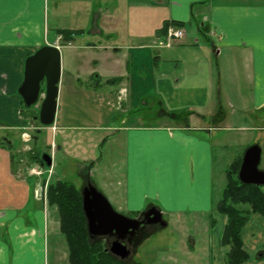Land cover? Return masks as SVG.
<instances>
[{"label":"crops","instance_id":"obj_1","mask_svg":"<svg viewBox=\"0 0 264 264\" xmlns=\"http://www.w3.org/2000/svg\"><path fill=\"white\" fill-rule=\"evenodd\" d=\"M64 2L66 15L55 13L50 26L48 0H0V132L26 122L18 91L25 58L40 46H57L61 74L56 113L53 124L42 129L112 131L102 139L104 144L119 143L122 157L110 159L107 166L95 164L102 168L111 203L127 215L147 206L157 207L163 218L165 213L203 214L208 239L198 248L193 236L180 240L172 264H225L228 246L221 235L227 217L213 207L212 131L222 127L204 122L215 116L214 110L221 116L217 104L213 110L209 105L229 91L236 93L237 102L244 100L243 84L251 109L264 110V0ZM172 21L182 22L185 37L163 46L164 25ZM188 27L194 32L192 42ZM49 30H54L55 41L49 40ZM102 84L109 87L99 89ZM134 101L144 106L155 102L152 109L160 118L171 119L185 109L202 122L191 124L186 116L181 121L173 117V124L117 123L118 112L129 113ZM1 141L0 264H70L57 208L48 204L47 196H36L28 179L15 175L11 151ZM239 157L227 164L224 177ZM91 168L85 166V178L98 187L90 178ZM240 238L248 254L240 264H264L263 253L256 256L264 250L260 213L249 215Z\"/></svg>","mask_w":264,"mask_h":264},{"label":"rangeland","instance_id":"obj_2","mask_svg":"<svg viewBox=\"0 0 264 264\" xmlns=\"http://www.w3.org/2000/svg\"><path fill=\"white\" fill-rule=\"evenodd\" d=\"M65 0H48V16L50 26L53 24L55 13L65 16L66 2ZM60 9L61 12H53ZM61 16L57 17L60 19ZM188 30V41L192 42L194 32ZM54 30H49V40L55 41ZM62 41L57 40V43ZM65 50V49H64ZM44 87V84H43ZM109 85L102 84L99 89L107 88ZM242 85V97L244 100L237 102L235 100L236 93L229 91L223 95L219 102L212 101L209 108L214 109L215 104L218 109H222L221 116L217 115V110L212 117H208L204 123L213 124V126H221L220 129L212 131L214 142V165H213V206L220 198L222 188L225 185L224 169L234 157L243 154L245 148L251 144L257 143L261 146V160L259 168L264 170V110L255 112L251 109L248 101V88ZM39 102V100H38ZM38 102L30 107V111H26L22 117L25 123L21 128L10 127L0 132V137L5 136L7 139L2 141L10 147L12 156V171L20 178L28 179L34 189L40 186L43 190L47 189L49 183L58 179L71 181L76 187L80 188L86 181L88 171L85 166L92 164L89 171L98 189L107 197V188L102 185L105 180L102 175V168L96 166L98 162L105 166L111 163L110 159L117 161L122 153L119 143L108 140L104 144L102 139L104 136H111L112 131L94 129L93 127H85L70 131H51L42 129V125L38 119ZM149 106H144L140 101H134L128 112H118L116 115L117 123L123 120L126 123H170L175 120L173 117H157L155 115V102L148 101ZM216 107V106H215ZM189 108V106L187 107ZM184 109V108H183ZM210 110V109H208ZM186 110L176 113L185 114ZM257 115L254 117V114ZM188 116V113H187ZM259 116V117H257ZM186 120V118H178V121ZM191 124L202 122L194 114L187 118ZM261 126V127H258ZM238 127V128H235ZM222 140L218 141V137ZM66 137V138H65ZM67 144H64V140ZM219 143H223L225 148H220ZM47 153L52 157L51 166L42 165V154ZM99 165V166H100ZM32 168H41L40 174L32 173ZM84 171V173H83ZM86 177V178H85ZM46 187V188H45ZM100 187V188H99ZM103 189V191L101 190ZM109 200V198L107 197ZM112 207L122 214H126L125 210H121L115 203H111ZM165 227H156V230L150 234L142 245L138 247V254L132 257L135 263L140 264H172L174 251L180 247V240H186L193 236L196 238V248L200 247L201 240H207L209 231L206 228L209 224L204 223L203 214H185L181 217L171 216L165 213ZM168 221V222H167ZM183 225V226H182ZM63 235V234H62ZM52 236L49 237L51 242Z\"/></svg>","mask_w":264,"mask_h":264},{"label":"trees","instance_id":"obj_3","mask_svg":"<svg viewBox=\"0 0 264 264\" xmlns=\"http://www.w3.org/2000/svg\"><path fill=\"white\" fill-rule=\"evenodd\" d=\"M166 23L165 27L168 25ZM172 23L176 26L182 25V22L179 21H172ZM62 33H64L63 37L67 39V33ZM41 87L43 90V83ZM22 104L24 109L21 115L23 116L26 111L29 113V109L33 105L27 106L24 101ZM186 116V113L184 115L173 113L175 119L186 118ZM1 139L7 138L2 136ZM8 148L10 150L9 146ZM240 162L241 157L232 161L226 168L225 185L220 198L213 206L216 211L227 217L221 235V243L228 246L225 253V264H240L248 258V254L242 248L240 231L251 213H260L264 217V185L240 181L237 176ZM87 182L88 180H86ZM83 186L78 188L71 181L58 179L49 183L46 189L48 204L55 206L58 211L60 231L67 243L69 263L137 264L130 262L128 258L121 259L112 254L101 239L89 234L82 208L81 190ZM261 253H263L262 250L258 251L256 256Z\"/></svg>","mask_w":264,"mask_h":264},{"label":"water","instance_id":"obj_4","mask_svg":"<svg viewBox=\"0 0 264 264\" xmlns=\"http://www.w3.org/2000/svg\"><path fill=\"white\" fill-rule=\"evenodd\" d=\"M60 74V51L53 44L40 46L25 58L23 79L18 91L27 106L36 105L39 100L38 119L44 126L54 122ZM261 152V146L257 143L249 145L244 150L237 173L240 181L264 185V170L259 168ZM41 158L42 165L51 166L50 154L43 153ZM81 194L89 234L94 236L116 233L118 237L112 242L110 251L122 259L127 258L130 250L119 238L128 233L134 234L141 221L117 212L107 197L91 182L82 187ZM139 215H152L148 222L166 225L162 212L155 206L141 211Z\"/></svg>","mask_w":264,"mask_h":264},{"label":"flooded vegetation","instance_id":"obj_5","mask_svg":"<svg viewBox=\"0 0 264 264\" xmlns=\"http://www.w3.org/2000/svg\"><path fill=\"white\" fill-rule=\"evenodd\" d=\"M150 207L151 206H147L142 211H145V210L149 209ZM139 214H140V212H138L136 214H133V215H127V214H125V215H127L129 217H132V218H135L136 217L141 222H140L137 230H135L134 234H129L128 233V234L123 235L122 238H119V240L123 244H125L126 247L130 250V254L127 257L130 260H132V257L136 256L135 253H136L138 244L142 240H145L150 234H152L156 230V227L162 228V227H165L166 226V225L165 226H161L159 224V222H156V223L148 222V221H150L152 215H150V216H144V215H139ZM162 218H163V215H162ZM93 237L98 238V239H101L104 242L105 247L110 251V247H111L112 242L115 241V240H117V237L118 236H117L116 233L112 232V233L105 234V235H94ZM262 251H263V255H264V250H262ZM112 254H114V253H112ZM117 257H119V256H117ZM130 262H134L135 263L134 260L133 261H130Z\"/></svg>","mask_w":264,"mask_h":264},{"label":"built area","instance_id":"obj_6","mask_svg":"<svg viewBox=\"0 0 264 264\" xmlns=\"http://www.w3.org/2000/svg\"><path fill=\"white\" fill-rule=\"evenodd\" d=\"M185 37V29L182 26H176L174 24H169L166 27L165 30V37L161 42V45L170 47L174 43L180 42ZM61 39V36H58L59 40ZM32 173L40 174L42 172V169L40 168H32ZM46 188V187H45ZM34 194L36 196H43L46 197V189H42L40 186L38 188L34 189Z\"/></svg>","mask_w":264,"mask_h":264}]
</instances>
